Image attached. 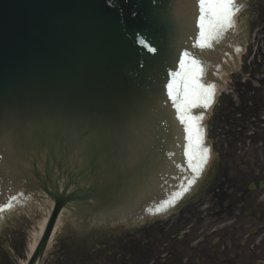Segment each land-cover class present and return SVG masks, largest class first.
<instances>
[{
  "label": "water",
  "instance_id": "1",
  "mask_svg": "<svg viewBox=\"0 0 264 264\" xmlns=\"http://www.w3.org/2000/svg\"><path fill=\"white\" fill-rule=\"evenodd\" d=\"M199 33L197 0H0V208L13 194L52 202L29 264L62 209L107 219L178 188L188 133L167 85L185 52L200 84L222 83L234 39L200 49Z\"/></svg>",
  "mask_w": 264,
  "mask_h": 264
},
{
  "label": "flooded vegetation",
  "instance_id": "2",
  "mask_svg": "<svg viewBox=\"0 0 264 264\" xmlns=\"http://www.w3.org/2000/svg\"><path fill=\"white\" fill-rule=\"evenodd\" d=\"M244 15L251 46L232 86L250 91L242 96L254 111L264 108V0H246ZM242 74L252 80L241 84ZM232 113L220 99L211 118L215 163L196 195L164 218L113 233L58 234L40 264H264V137L237 148ZM0 264L16 262L0 251Z\"/></svg>",
  "mask_w": 264,
  "mask_h": 264
},
{
  "label": "snow or ice",
  "instance_id": "3",
  "mask_svg": "<svg viewBox=\"0 0 264 264\" xmlns=\"http://www.w3.org/2000/svg\"><path fill=\"white\" fill-rule=\"evenodd\" d=\"M197 3L200 33L196 46L200 49L211 48L212 41L219 39L222 33L232 26L231 17L234 11L238 10V6L234 0H197ZM149 50L155 51L154 48ZM180 63L183 71L173 74V82L167 85L168 95L176 105L181 123L185 125L184 131L188 133L189 151L185 154L188 156L189 167L198 172L207 162L209 153L208 149L203 146L201 130L196 122L200 118L197 117L193 120L188 109L197 106V102L200 100L204 102V106H207L211 102L214 88L212 85L205 88L199 83L204 68L195 54L185 52L184 59ZM176 77H180V79L177 81ZM165 203H170V201Z\"/></svg>",
  "mask_w": 264,
  "mask_h": 264
},
{
  "label": "rangeland",
  "instance_id": "4",
  "mask_svg": "<svg viewBox=\"0 0 264 264\" xmlns=\"http://www.w3.org/2000/svg\"><path fill=\"white\" fill-rule=\"evenodd\" d=\"M226 98L230 99V96H225L224 99ZM21 228L22 230H20ZM34 228L35 227L33 225V222L32 223L26 222L23 227L20 226L18 228V232H13L7 228L4 229V231L1 232L0 251L5 253L6 255L5 251L13 247L16 248L15 254L11 255V257L13 258L14 261L18 259L19 262V260L24 257L27 246L31 239V234L35 230ZM18 262L16 264H18Z\"/></svg>",
  "mask_w": 264,
  "mask_h": 264
},
{
  "label": "bare ground",
  "instance_id": "5",
  "mask_svg": "<svg viewBox=\"0 0 264 264\" xmlns=\"http://www.w3.org/2000/svg\"><path fill=\"white\" fill-rule=\"evenodd\" d=\"M229 69H231V65L229 66ZM223 72H227L226 70H222V78H223ZM219 85V84H217ZM209 112V110H208ZM208 112L206 113V115L208 114ZM205 115V116H206ZM44 224H45V219H43L41 222H39V227L37 228V230H34L31 234V239H30V242L28 244V250H27V254L28 256L31 254V252L34 250L36 244H37V241L39 239V236L44 228ZM57 227H58V223L55 225L54 229H53V233L51 235V238H50V242L49 244L51 243V240L53 238V236L55 235L56 233V230H57ZM48 244V246H49Z\"/></svg>",
  "mask_w": 264,
  "mask_h": 264
}]
</instances>
